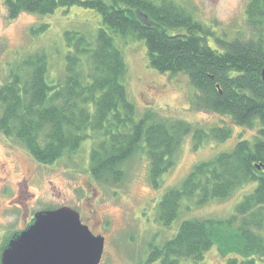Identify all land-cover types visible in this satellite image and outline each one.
<instances>
[{
  "label": "trees",
  "instance_id": "1",
  "mask_svg": "<svg viewBox=\"0 0 264 264\" xmlns=\"http://www.w3.org/2000/svg\"><path fill=\"white\" fill-rule=\"evenodd\" d=\"M1 1L7 20L21 12L44 15L71 6L95 10L101 18L93 35L64 33L67 51L59 80L47 81L44 53L25 55L8 67L0 83L4 136L19 141L41 164H51L91 139L89 171L104 185L121 182L125 163L142 152L149 182L157 187L161 175L174 165L184 136L191 134L198 146L205 139L227 140L234 125L257 126L251 140L239 139L231 150L195 164L179 186L167 189L156 205L157 217L169 225L178 217L182 200L200 205L227 198L251 182L254 189L227 218L183 220L174 236L150 250L147 260L198 262L213 245L221 255H231L225 264L264 259V0L246 3L245 37L218 38L215 48L207 42L212 32L175 0ZM136 9L157 25L141 24ZM117 35L142 40L152 68L184 73L197 91L196 108L227 121L204 129L154 111L138 115L125 87L127 67L115 43Z\"/></svg>",
  "mask_w": 264,
  "mask_h": 264
},
{
  "label": "rangeland",
  "instance_id": "2",
  "mask_svg": "<svg viewBox=\"0 0 264 264\" xmlns=\"http://www.w3.org/2000/svg\"><path fill=\"white\" fill-rule=\"evenodd\" d=\"M175 1L212 32L207 38L211 47H218V38L230 40L249 33L245 22L248 0ZM100 24L98 12L79 6L59 7L44 15L21 12L15 19L7 20L0 0V83L12 63L34 53L46 55L47 81L59 80L63 77L67 51L64 33L93 35ZM115 43L125 59V87L138 115L154 111L185 121L192 128L204 129L221 124V119L227 121L196 108L197 91L184 73H163L152 68L142 40H123L117 35ZM256 132L257 126L234 125L227 140L205 139L198 146L191 134L184 136L174 153V165L161 175L157 187L149 182L148 160L142 152L125 163L121 182L104 185L95 181L89 171L91 139L82 141L77 150L53 163L41 164L19 141L0 132V254L5 240L24 229L36 212L68 206L79 213L82 223L95 235L104 237L99 264H159L148 262L150 250L174 236L183 220L227 218L256 184L248 183L227 198H215L200 205L182 200L178 217L169 225L157 217L156 205L162 195L179 186L195 164L231 150L239 139L251 140ZM230 256L221 255L213 245L201 261L187 258L180 259L178 264H225ZM256 264H264V259L257 258Z\"/></svg>",
  "mask_w": 264,
  "mask_h": 264
},
{
  "label": "water",
  "instance_id": "3",
  "mask_svg": "<svg viewBox=\"0 0 264 264\" xmlns=\"http://www.w3.org/2000/svg\"><path fill=\"white\" fill-rule=\"evenodd\" d=\"M139 22L157 25L135 10ZM264 83V68L261 70ZM104 237L83 224L79 213L68 207L36 212L22 230L12 234L0 254V264H99Z\"/></svg>",
  "mask_w": 264,
  "mask_h": 264
},
{
  "label": "flooded vegetation",
  "instance_id": "4",
  "mask_svg": "<svg viewBox=\"0 0 264 264\" xmlns=\"http://www.w3.org/2000/svg\"><path fill=\"white\" fill-rule=\"evenodd\" d=\"M31 219H32V218H31ZM27 222H28V221H27ZM29 222H30V221H29ZM29 222H28V223H29ZM28 223H27V224H28ZM27 224H26V225H27Z\"/></svg>",
  "mask_w": 264,
  "mask_h": 264
}]
</instances>
